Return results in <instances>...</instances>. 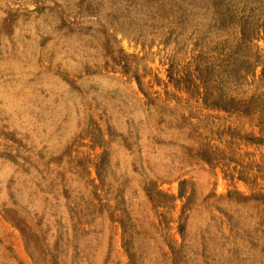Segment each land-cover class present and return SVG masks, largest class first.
I'll use <instances>...</instances> for the list:
<instances>
[{
    "label": "rangeland",
    "instance_id": "1",
    "mask_svg": "<svg viewBox=\"0 0 264 264\" xmlns=\"http://www.w3.org/2000/svg\"><path fill=\"white\" fill-rule=\"evenodd\" d=\"M0 264H264V0H0Z\"/></svg>",
    "mask_w": 264,
    "mask_h": 264
},
{
    "label": "bare ground",
    "instance_id": "2",
    "mask_svg": "<svg viewBox=\"0 0 264 264\" xmlns=\"http://www.w3.org/2000/svg\"><path fill=\"white\" fill-rule=\"evenodd\" d=\"M100 11V10H99ZM102 14V13H101ZM95 15V14H94ZM100 15V14H99ZM107 15V14H106ZM34 16V15H33ZM45 17V16H44ZM93 18V17H92ZM96 17H94V19H95ZM30 21V20H29ZM28 21V22H29ZM40 21H42L41 19H40ZM95 21V20H94ZM105 22V21H104ZM20 23V22H19ZM25 26H27V28H28V26H29V24L28 25H25ZM34 26V25H33ZM33 26H32V28H33ZM38 26V25H37ZM40 27H41V25H40ZM43 27V26H42ZM45 27V26H44ZM17 28V27H16ZM19 28V27H18ZM23 28V27H22ZM22 28H21V30H22ZM32 28H30V30L32 29ZM39 28V27H38ZM46 28V27H45ZM50 28V27H49ZM24 29V28H23ZM34 30H36V29H34ZM46 30V29H45ZM24 31H27L26 29L24 30ZM38 31H39V29H38ZM28 32H29V30H28ZM158 32V31H157ZM23 33V32H22ZM32 33V32H31ZM124 33V32H123ZM18 34H20V33H18ZM33 34V33H32ZM34 35H36V34H34ZM12 37V36H11ZM32 37V36H31ZM34 37H37V36H34ZM82 37V36H81ZM31 39H33V38H31ZM31 39L29 40V41H31ZM60 39V38H59ZM55 40V39H54ZM57 40V39H56ZM74 40V39H73ZM15 41V40H14ZM73 42V41H72ZM28 43V42H27ZM26 43V44H27ZM31 43V42H30ZM29 43V44H30ZM77 43V42H76ZM66 45V44H65ZM85 48V47H84ZM18 49V48H17ZM82 49V48H81ZM85 50V49H84ZM77 51V50H76ZM30 53V52H29ZM44 54V53H43ZM32 56V55H31ZM78 57V56H77ZM68 60V59H67ZM69 61V60H68ZM44 87V86H43ZM48 93V92H47ZM41 101V100H40ZM34 102V101H33ZM51 102V101H50ZM35 103V102H34ZM28 107V106H27ZM52 108V107H51Z\"/></svg>",
    "mask_w": 264,
    "mask_h": 264
}]
</instances>
